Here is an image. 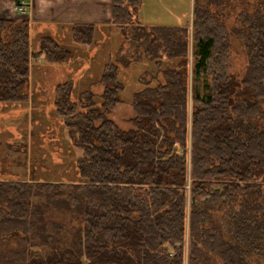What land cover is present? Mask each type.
<instances>
[{
	"label": "trees",
	"instance_id": "16d2710c",
	"mask_svg": "<svg viewBox=\"0 0 264 264\" xmlns=\"http://www.w3.org/2000/svg\"><path fill=\"white\" fill-rule=\"evenodd\" d=\"M212 1L193 0L189 32L137 26L141 0H111L110 25L126 35L97 81L100 98L88 89L72 99V81L55 87V114L80 151L73 174L41 179L25 142L16 160L29 179L0 173V264L264 259V1L241 14L248 26L235 31L247 60L242 75L229 70L233 33L206 9ZM70 33L88 46L95 27ZM128 43L151 66L126 101L118 62ZM34 45L26 21L0 19V104L28 102L32 59L71 60L49 36ZM125 101L128 129L108 118Z\"/></svg>",
	"mask_w": 264,
	"mask_h": 264
},
{
	"label": "rangeland",
	"instance_id": "374dc122",
	"mask_svg": "<svg viewBox=\"0 0 264 264\" xmlns=\"http://www.w3.org/2000/svg\"><path fill=\"white\" fill-rule=\"evenodd\" d=\"M260 1L264 0H213L206 6L213 17L233 33L229 38L230 72L239 75L245 72L247 60L235 31H241L248 26L241 20V14L245 12L247 16L252 15L253 9ZM192 7L193 0H143V6L140 7V12L135 13V18L139 24L159 25L168 22L172 24L173 21L168 16L174 15L179 18L177 23L184 25L186 21L192 22ZM177 23L175 21V24ZM122 29L110 25L106 30H97L93 42L88 46L75 43L69 32L56 36L53 39L60 46L70 50L69 62L54 65L45 63L40 58L30 61L26 89L28 102L0 104V173H18L22 178L29 179V168L23 167L16 160L19 158L23 161L24 152L20 144L27 142L30 156L39 161L35 163V168L41 173V179L49 180L50 172L57 173L60 177L58 181H63V177L73 174L75 159L80 151L73 148L67 130L55 114V87L57 84L72 81V99H75L78 93L89 89L95 100H98L104 90V86L97 82L103 73V67L115 61L118 47L125 43L126 30ZM188 29L191 32V26H188ZM39 38L33 34L30 38L31 44L36 47ZM125 47L118 62V71L119 77L127 86L123 92V98L127 101L131 92L139 86L137 79L144 71L149 70L151 64L136 59V53L131 49L134 47L132 43L126 44ZM159 80L162 78L159 77ZM126 101L115 105L108 114V118L122 129L131 126L129 119L133 116L131 106ZM8 143L18 144L21 150L13 154ZM248 261L249 264H264V259L256 256Z\"/></svg>",
	"mask_w": 264,
	"mask_h": 264
},
{
	"label": "crops",
	"instance_id": "0c3cea01",
	"mask_svg": "<svg viewBox=\"0 0 264 264\" xmlns=\"http://www.w3.org/2000/svg\"><path fill=\"white\" fill-rule=\"evenodd\" d=\"M18 1L26 5L23 15H19L15 9ZM142 6L143 0H141L136 13L140 12L139 9ZM110 14L111 0H0V19L26 21L30 38L35 34L40 38L49 36L55 39L56 36L70 33L73 27L80 25L93 26L95 32L102 28L106 30L107 26H110ZM168 17L172 19V24L169 22L159 25L139 24L137 18H135V22L142 27L180 28L191 24L187 21L184 25L177 23L179 18L174 15Z\"/></svg>",
	"mask_w": 264,
	"mask_h": 264
},
{
	"label": "built area",
	"instance_id": "2783aa9c",
	"mask_svg": "<svg viewBox=\"0 0 264 264\" xmlns=\"http://www.w3.org/2000/svg\"><path fill=\"white\" fill-rule=\"evenodd\" d=\"M15 9L19 13V15H23L26 11V5L23 2L18 1L15 5Z\"/></svg>",
	"mask_w": 264,
	"mask_h": 264
}]
</instances>
